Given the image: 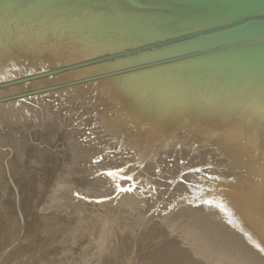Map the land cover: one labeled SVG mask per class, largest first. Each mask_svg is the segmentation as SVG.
<instances>
[{"label": "rangeland", "instance_id": "1", "mask_svg": "<svg viewBox=\"0 0 264 264\" xmlns=\"http://www.w3.org/2000/svg\"><path fill=\"white\" fill-rule=\"evenodd\" d=\"M73 50L77 49L72 54ZM31 62L20 68L15 61L5 64L12 68L9 79L66 65L63 60L56 66L44 61L42 69L27 70ZM107 67L112 66L37 79L17 85L18 91L10 95L8 89L17 86L0 90L8 100L0 104L5 105L0 116V264H197L183 250L195 256V244L203 250L201 264H235L236 254L241 253L235 249L238 245L211 236L225 231L204 221V216L210 210L216 217L224 215L218 213V206L223 209L221 201L230 185L248 194L264 182L263 121L255 127L262 135L261 148L251 150L257 139L250 138L247 144L238 133L247 117L229 121L228 115L236 113L225 106L211 115L215 120L206 127L194 128L191 123L176 129L179 136L173 140L178 142L170 146V138H164L168 128L153 126L131 110L133 96L134 104L144 102L131 89H116L112 82L72 84ZM19 71L23 73L17 76ZM180 105L174 113L184 123L190 116L200 119L209 113L200 112L207 108L199 104ZM138 137L152 145L139 148L147 149L146 156L135 157ZM123 158L129 159L123 161L128 166L115 169ZM145 162L154 167L143 179L138 173ZM125 167L137 172L123 178L135 179L125 190L131 198L119 199L120 189L114 192L117 184L111 176L124 173Z\"/></svg>", "mask_w": 264, "mask_h": 264}, {"label": "water", "instance_id": "2", "mask_svg": "<svg viewBox=\"0 0 264 264\" xmlns=\"http://www.w3.org/2000/svg\"><path fill=\"white\" fill-rule=\"evenodd\" d=\"M62 47L58 59L66 65L0 81V90L113 64L72 84L126 83L128 79L136 90L143 88L141 94L179 96L185 105L199 104L207 108L200 112L209 111L200 119L190 116V121L170 126L167 132L191 123L194 128L206 127L215 120L211 115L224 106L237 114L252 108L264 111V0H0L4 67L9 61L19 67L26 61L43 64L42 57L57 59L54 51ZM243 100L251 106L241 107ZM4 101L7 98L1 97L0 104ZM221 232H211V236L239 245L235 264L264 260L262 249L239 231ZM194 247L195 256L183 250L190 262L201 264L202 247Z\"/></svg>", "mask_w": 264, "mask_h": 264}, {"label": "bare ground", "instance_id": "3", "mask_svg": "<svg viewBox=\"0 0 264 264\" xmlns=\"http://www.w3.org/2000/svg\"><path fill=\"white\" fill-rule=\"evenodd\" d=\"M57 49V48H56ZM54 51V50H53ZM54 54H55V56L57 57V59H54V60H49L48 61V59H47V56L46 57H42V59H43V61H47V62H51V63H54L55 64V66L56 65H58V64H60V62H61V60L60 59H58V57H60V54H61V52H55L54 51ZM7 60V59H6ZM29 61H26V64L28 63ZM34 62V61H33ZM33 62H31V64H28L27 66H26V68H27V70L28 69H30L31 67H33V66H43L44 64H39V63H33ZM9 63V62H8ZM33 63V64H32ZM14 64V63H13ZM9 66H10V64H8ZM14 65H17V64H14ZM106 66H114L113 64H108V65H106ZM10 67H12V65L10 66ZM18 67V66H17ZM20 68V67H19ZM40 68V67H39ZM45 68V67H44ZM43 68V69H44ZM96 68H98V67H96ZM10 69V68H9ZM17 69V68H16ZM22 69V68H21ZM20 69V70H21ZM40 69H42V68H40ZM109 69V67H107L106 68V70H108ZM10 70H12V68L10 69ZM10 70H8L7 69V67H4V63L2 64V61L0 60V81H3V80H9V77H10V73H11V71ZM36 70V69H35ZM23 71V70H22ZM20 72V71H19ZM14 73H16V71H14ZM23 73V72H22ZM21 72L18 74L17 73V76H19V75H21L22 74ZM16 75V74H15ZM14 76V75H13ZM14 77H16V76H14ZM13 77V78H14ZM12 78V79H13ZM106 86V85H105ZM135 83H133V82H129V80L127 79V81H126V83H124L123 81H117L116 83H112V86L111 87H115L116 89H128L127 91H130V89H131V91L134 93V94H137V98H142L143 99V101L144 102H141L140 100V102L141 103H136V104H134L133 103V106H132V109H134L135 110V112L137 113V115H141V116H144L143 115V113H146V115H147V117L149 116V118L150 119H152V120H154V121H156L157 122V124H158V126L159 127H164V128H170V126L171 127H174V126H176L175 128H177V125H179V124H183L184 122L182 121V119H180L179 118V116H177V114L176 113H174V112H176V109L177 108H179L181 105H180V103H185V102H183V101H181V102H179V103H176L175 102V100L176 99H171V97H169L170 98V101L168 102L167 100H169L168 98H165V99H163L164 97H163V95H147V94H141L142 92H141V90H140V88H142L141 86L140 87H138L137 88V90L135 89ZM110 87V86H109ZM109 87H105V90L107 91V89H109ZM110 87V88H111ZM107 88V89H106ZM116 89H114V90H116ZM143 89V88H142ZM9 91H10V93H8V95H10V94H13V93H16L17 91H18V86L17 87H14L13 89H8ZM105 91V92H106ZM105 92H103V94L105 93ZM125 92V91H124ZM110 93V92H109ZM1 94L2 95H4L3 94V92H1ZM129 94H131V93H129ZM5 95H7L6 93H5ZM121 95V94H120ZM12 96V95H11ZM130 96H132V95H130ZM0 97H2V96H0ZM103 97V96H102ZM179 97V96H178ZM131 98V97H130ZM180 98V97H179ZM117 99H119V97L117 98ZM116 99V100H117ZM133 99H134V96H133ZM132 99V100H133ZM115 100V101H116ZM131 100V101H132ZM179 100V99H178ZM249 100H252V101H254L253 99H249ZM114 101V102H115ZM127 101H128V99L126 100V103H127ZM138 101V100H137ZM124 103V102H123ZM131 103V102H130ZM176 103V104H175ZM16 103H13V108L17 105H15ZM110 104H112V106L113 105H115V104H113V102H108V105H110ZM116 104H117V102H116ZM122 105V104H121ZM131 105H132V103H131ZM241 107H245V106H251V104H247L246 102H245V100H243V101H241V104H239ZM5 106V105H4ZM4 106H0V116L2 115L1 114V111H2V109L4 108ZM175 107L174 109V111H172V110H170L171 108L170 107ZM177 106V107H176ZM228 106V105H227ZM239 106V107H240ZM9 107H10V104H9ZM11 107V108H12ZM123 107H126V105L125 106H123ZM130 108H131V106H129ZM118 108V107H117ZM127 108V107H126ZM180 108H182V107H180ZM17 109H20V108H17ZM227 109V108H226ZM229 109H231V108H229ZM228 109V110H229ZM121 110V109H120ZM129 110V109H128ZM125 111V110H124ZM123 110L121 111V112H124ZM181 111H183V110H181ZM179 112V111H178ZM251 112V111H250ZM252 112H254V115L252 116V117H249V114L250 113H248V112H246V111H244L243 110V115H241V113H239V114H237L236 112H234V113H236V114H234V115H228L229 117H230V120L229 121H233V120H236V119H242L243 118V116L244 117H247V119L243 122V121H241V122H243V124H242V126L241 127H237V128H239L238 129V133H239V135L242 137V138H246L247 139V144H248V140L250 139V138H253V139H257V141L255 142V141H252V144H251V150L253 149V147H258V148H261L262 147V143H261V139H259L262 135H260L259 134V130H256L255 129V127H258V122H261V121H263V124H264V116L262 115V116H258L259 114H257V113H261V112H264V111H259V110H256V109H253L252 108ZM181 113V112H180ZM252 114V113H251ZM180 116H182V113L180 114ZM156 117V118H155ZM182 117H184V116H182ZM171 119L173 120V119H175V122H173V123H170V121H171ZM253 124V126L251 127V125ZM263 124H261V126H260V128H264V125ZM247 125V126H246ZM157 126V127H158ZM182 126H180V127H178V129H180ZM245 127H246V129H247V131L245 132L244 131V129H245ZM248 128H250V129H248ZM159 130V129H158ZM165 130V129H164ZM241 131V132H240ZM155 132V131H154ZM159 132V131H158ZM177 131L174 129V130H171V131H169V132H167V133H165V134H167V137H164V138H166L167 139V141L169 140V138H170V143L171 144H169L170 146H172V145H174L175 143H177L178 142V134L176 133ZM162 134V133H161ZM178 135L175 139L177 140H173L174 139V137H175V135ZM156 135V134H155ZM154 135V136H155ZM158 135H160V134H158ZM163 136H164V132H163V134H162ZM134 136V135H133ZM153 136V137H154ZM136 138H137V136H135ZM157 137V136H156ZM160 137H162L161 135H160ZM172 137V138H171ZM131 138V137H130ZM151 138V137H150ZM155 138V137H154ZM154 138H152V139H154ZM133 139V138H132ZM157 139V138H156ZM163 139V138H162ZM166 139H165V141H166ZM155 140V139H154ZM135 141H136V139H135ZM163 141V140H162ZM161 141V142H162ZM173 141H174V144H172L173 143ZM133 142V141H132ZM151 142H153V140H151ZM156 142V140L153 142V145H155L154 143ZM136 143H138L139 145H137V148H138V150L136 151L135 150V152H136V155H135V157H137V156H139V157H141V156H144L145 155V151L147 150V149H145V151H142L143 150V148L141 149V150H139V148H141V146H143V147H145V148H148V146L150 145L148 142H147V140H142L141 138H139L138 137V141L136 142ZM159 143V142H158ZM165 143V142H164ZM168 143V142H167ZM132 144V143H131ZM134 144V143H133ZM157 144V143H156ZM158 145V144H157ZM156 145V146H157ZM165 145H167L166 143H165ZM169 145H167V147H170ZM150 146H152V145H150ZM149 146V147H150ZM131 147V146H130ZM136 147V146H135ZM159 147V146H158ZM160 148H163V143H162V145H161V147ZM159 148V149H160ZM156 149V148H155ZM129 150V149H128ZM127 150V151H128ZM130 150H133V148L132 149H130ZM148 151H150V149L148 150ZM135 152H128V154L129 155H131L132 153H135ZM141 152V153H140ZM147 152V151H146ZM151 152V151H150ZM152 152H154V151H152ZM157 152V151H156ZM159 152V151H158ZM148 153V152H147ZM151 154V153H150ZM150 154H148V155H150ZM156 154V153H155ZM155 154L153 153V155L155 156ZM126 156H128L129 157V155H127V154H125ZM147 155V156H148ZM146 156V155H145ZM151 156V155H150ZM157 156V155H156ZM152 157V156H151ZM150 157V158H151ZM260 157H261V155L259 156H257V158H259V161H260ZM263 157H264V154H263ZM263 157H262V159H263ZM126 158V157H125ZM125 158H123L121 161H120V163H118V164H115L114 166V168L116 169V168H122L123 167V165L124 166H128V165H125L127 162H124L123 163V161H125L126 159ZM132 158H134L133 156H132ZM131 158V159H132ZM143 158V157H142ZM145 158H147V157H145ZM149 158V159H150ZM130 159V160H131ZM135 159V158H134ZM141 159V158H140ZM144 159V158H143ZM154 159H155V157H154ZM129 159H127L126 161H128ZM142 160V159H141ZM141 160H140V162L139 163H142L141 162ZM144 160H146V159H144ZM244 160H246V158H244ZM136 161V163L138 162V160H135ZM153 161V160H152ZM150 162V161H149ZM154 162V161H153ZM136 163H134V164H136ZM144 163V162H143ZM146 163V162H145ZM148 163V162H147ZM146 163V164H147ZM155 163V162H154ZM129 164H131V163H129ZM134 164H131V165H134ZM144 165L145 167V169L144 170H142L140 173H138L139 174V176L138 177H143V179H144V176L146 177L147 176V174L153 169V167H154V165H152V163L151 164H147V165ZM137 165V164H136ZM140 165H142V164H140ZM151 165V166H150ZM122 166V167H121ZM153 166V167H152ZM133 167V166H132ZM140 167H142V166H140ZM112 169V170H115V169ZM118 169V170H121V169ZM124 168V167H123ZM123 168H122V170H123ZM135 168H137V169H139V166L137 167V166H135ZM135 168H128L127 170H126V167H125V172L124 173H117V174H112V176H111V179H113L114 180V182H115V184H117L116 186H115V188H114V192L115 191H117L118 189H120V192H116V193H119L118 194V196H116V198L117 197H119V199H121V198H123V197H126L125 195H127L128 196V198H131V196L130 195H128L127 194V191H125L131 184H130V181H131V183H133L132 181H134L135 179L133 178V179H131L130 181H126V180H123V178H124V176H129L134 170H135ZM143 168V167H142ZM111 170V171H112ZM136 172H137V170H135ZM116 172V171H115ZM135 172V173H136ZM113 173V172H112ZM134 173V174H135ZM133 175V174H132ZM130 177H133V176H130ZM129 178V177H128ZM142 179V178H141ZM129 183V184H128ZM229 191L227 192V193H224V198L222 199V202H221V206L223 207V209L220 207V206H218L219 207V210H218V213H222V214H224L223 216H219V217H216V216H214L213 214H211L212 213V210H210L209 212H206L207 214L204 216L203 215V213L201 214L202 216H204V217H206V218H204L205 220L204 221H206L207 223H214V224H216L217 225V227L219 228H221V229H223L224 231H225V234H227V233H231V234H233V232H232V229H234L235 230V234L237 233V231H239V233L241 234V236L244 238V239H247V240H250L252 243H254V245H255V248H261L262 249V251L261 252H263L264 253V233L262 232V230H261V228L262 229H264V182H262V184H260V186H256V189L252 192V193H248V194H244V193H241L240 191L238 192V191H236L235 190V187H233L232 185H230L229 187ZM226 192V191H225ZM115 198V197H114ZM224 208L226 209L225 210V213H223V211H224ZM236 212H238V213H236ZM235 213V214H234ZM241 213V214H240ZM225 214H226V216H225ZM245 216L246 218H247V220H249V221H246L244 218H241V216ZM231 218L232 219H234V220H236V222L235 221H233V220H231ZM215 225V226H216ZM213 228V227H212ZM217 228V229H218ZM216 229V228H215ZM261 230V231H260ZM234 243V242H233ZM235 245V244H234ZM233 245V246H234ZM239 246V245H238ZM232 248H234V247H232ZM236 251H238L237 249H236ZM234 252H235V250H234ZM236 253V252H235ZM242 255H244V252H243V254ZM252 263V262H251ZM253 263L254 264H264V260L262 259V260H254L253 261ZM252 263V264H253Z\"/></svg>", "mask_w": 264, "mask_h": 264}]
</instances>
